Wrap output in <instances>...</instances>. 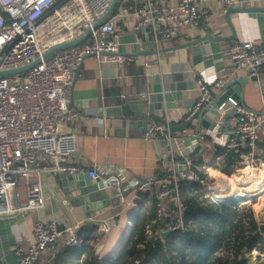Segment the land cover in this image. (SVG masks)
Segmentation results:
<instances>
[{"label":"built area","instance_id":"2783aa9c","mask_svg":"<svg viewBox=\"0 0 264 264\" xmlns=\"http://www.w3.org/2000/svg\"><path fill=\"white\" fill-rule=\"evenodd\" d=\"M111 1L0 0V70L19 68L39 58L38 64L22 73L0 77V219L41 211L53 196L45 192V178L59 172H85L91 182H101L103 188L112 189L119 201L125 199L127 188L119 172L84 170L73 161L80 137L63 130L61 124L68 112L75 69L86 56L113 60L119 64L132 60V55L119 53L120 44L115 38L117 21L124 20L130 12L135 15L137 28L150 30L154 49L158 50L161 43L171 39L180 28L202 24L208 10L202 0H177L176 4L168 0H143L138 7L120 5L94 27L95 22L108 11ZM87 30L90 32L80 43L42 58L50 47L73 41L86 34ZM229 57L228 75L245 71L249 76L258 77L264 70V44L256 46L252 41H236L230 47ZM153 64L157 66V62ZM195 81L198 96L189 111L174 117L176 123H186L197 110L210 106L211 90L220 89L225 83L222 79L206 83L202 78H195ZM216 111L220 117L211 130L227 129L229 137L225 151L235 157V171L246 180H254L260 171L259 165L263 164L257 156L256 142L259 128L264 123V114L253 111L232 97L220 103ZM226 119L227 123L223 126ZM169 123L167 116L151 119L144 130L146 138L152 140L165 136L170 143ZM84 124L103 126L104 120L95 117ZM196 136L201 142L206 135L198 131ZM168 152L171 166L168 174L150 182L158 185L155 195L157 205H161V200L172 193L174 202L179 205L180 181L200 184L206 189L203 194L207 191L216 195L223 192L222 182L217 183L219 189L209 191L211 184H204L201 168L195 167L191 158L182 157L180 168H175L178 164L176 153L172 149ZM220 159L219 155H214L211 162ZM211 162L204 166L209 167ZM234 179L237 177L234 176ZM21 180L23 194L19 191ZM136 184L137 181H134L128 188ZM174 226L179 229L184 227L180 213L176 224L164 225L166 231H173ZM103 227V224L99 225L100 229ZM32 231L34 241L14 249L18 264H37L43 251L52 245L63 243L72 248L82 245L79 227L63 223V228L57 230V219L54 217L36 219Z\"/></svg>","mask_w":264,"mask_h":264},{"label":"crops","instance_id":"0c3cea01","mask_svg":"<svg viewBox=\"0 0 264 264\" xmlns=\"http://www.w3.org/2000/svg\"><path fill=\"white\" fill-rule=\"evenodd\" d=\"M142 1L120 0L118 7L130 4L138 7ZM153 1L167 2V0ZM168 1L172 4L177 3V0ZM202 1L208 10L205 21L198 26L189 25L186 28H180L171 39L161 43V48L185 43L193 37L205 35L207 31L211 35H230L231 32L225 18L226 10L229 7L261 6L264 4V0ZM118 7L115 6L114 10ZM134 19V13L130 12L124 20L117 21L115 38L128 42V38L132 34L139 43L140 51H143V54H136L131 61L123 64L92 56L84 57L69 94L71 100L69 103L72 104L70 106L68 104L67 115L61 124L63 130L73 132L80 137L74 152L73 161L75 164L80 165L84 170L92 169L98 173L105 172V170L119 172L124 178L123 185L127 188L125 199L119 201L112 189L103 188L97 190L90 199H85L83 203L77 204L75 208L71 205L69 198L67 199L68 206H65L63 198L54 200L53 195L41 211L24 213L23 216H18L14 224L10 226L11 231L18 239L16 247H24L34 241L32 224L36 219L48 220L53 217H60L62 223L71 221L73 222L72 225L81 226L94 237L96 236L97 240L89 244L95 248L94 254L98 259L117 255L119 246L130 232V216L135 213L137 207H146L150 204L154 186L158 192V185L150 184V182L157 180L159 175L168 172L171 167L168 162L169 149H172L177 156L178 164L175 168H180L179 162L182 161V157L191 158L195 167H201L205 163L211 162L214 155H219L221 159L219 161L213 160L210 167L215 168V164L220 163L228 156L231 158L233 171L228 175L219 171L227 177L235 171V157L225 151L229 137L226 128L218 131L200 128V133L206 135L201 142L194 129L187 128L185 132L184 130L170 131L171 142L168 143L165 136H158L149 140L144 134L145 127L151 119L164 117L162 111L154 110L153 116L147 118L130 117L129 120L130 122L134 121V125L124 128L120 124H114L116 117L107 115L106 110L150 93L152 87L150 75L160 73L169 75L172 72H181L184 73L185 83L190 82V84L181 92L182 100L177 101V107L167 110L164 114L173 124L183 123H176L174 117L178 116V113L189 111L194 104L198 96L195 78H202L207 83L218 79L227 82L232 79L250 77L245 71H235L232 75H228V68L230 67L229 50L232 43L236 41H252L256 46L264 44L256 21L245 13L230 14L229 19L234 26L235 37L221 42L220 54L222 59L216 61L215 58H212L205 63L203 61L193 63L195 58L188 48L148 54L150 50L154 49L150 30L137 28ZM127 42L124 43L125 54L131 53L132 50L131 44ZM153 62H157V66ZM218 91L219 89L211 90L212 99L217 96ZM233 94L236 93L232 91L230 96ZM240 96L243 98L242 100L239 99L241 103L261 115L264 114V70L260 72L257 80H249L244 85L243 93ZM95 117L102 118L104 125L92 127L84 124L86 120ZM259 132L258 141H261L264 137V123L260 126ZM257 151L259 158L261 154L264 155V150L258 149ZM260 160L264 166V160L262 158ZM134 181H137V184L128 188L129 184ZM49 186V182L45 178L43 183L45 192L52 195L54 194L53 189ZM19 191L23 194V182L19 184ZM223 191L225 192V189ZM166 201V199L161 200L162 206H165ZM72 208L75 211L72 214L73 218L67 220L64 213ZM100 224L104 225V230L99 228ZM6 235L2 229L0 231V251L2 253L5 244L9 248L11 247L9 246L10 240ZM99 244L101 249L98 252L97 245ZM63 246H65L63 243L49 246L43 251L40 259L52 258L55 252ZM14 251H12V255H14ZM258 256L263 257L264 253L258 254ZM10 260L13 261L14 259ZM262 260L264 261V258ZM3 261H5L4 258L0 257V264H5Z\"/></svg>","mask_w":264,"mask_h":264},{"label":"trees","instance_id":"16d2710c","mask_svg":"<svg viewBox=\"0 0 264 264\" xmlns=\"http://www.w3.org/2000/svg\"><path fill=\"white\" fill-rule=\"evenodd\" d=\"M118 3L120 0L116 7ZM258 149L264 150V137L257 140ZM260 158L264 160V155ZM215 168L230 174L231 158L225 157ZM167 174L162 173L157 179ZM154 187L150 204L137 207L130 216L128 238L114 258L98 259L95 248L89 244L97 240L96 236L80 226V248L65 245L52 258L40 257L37 264H249L248 257L253 250L264 253V224H258L252 212L241 202L231 200L232 196L226 201L221 192L216 195L221 196L216 198V203H209L200 198L203 194L200 184L180 181L179 205L172 193L164 198L167 203L162 206L157 205ZM179 213L185 231H166L164 225L176 224Z\"/></svg>","mask_w":264,"mask_h":264},{"label":"water","instance_id":"95a60500","mask_svg":"<svg viewBox=\"0 0 264 264\" xmlns=\"http://www.w3.org/2000/svg\"><path fill=\"white\" fill-rule=\"evenodd\" d=\"M118 0H112L111 6L109 7L108 11L100 17L94 24V27L101 24L103 20H105L107 17L111 15L113 12L116 3ZM247 14L248 17L254 19L257 23V28L259 30L260 36L264 40V4L261 6H254V5H247L245 7H239V6H232L229 7L226 10L225 18L227 20V25L230 29L231 34L227 36H221V35H211L208 31L204 30L205 35L203 36H197L193 37L190 40H187V42L170 46L168 48H160L158 50H150V53H161L164 51L172 50V49H189L190 52H192L193 57L195 60L193 63H198L203 61L204 63L208 60H211L212 58H215V60L222 59L220 54V44L221 42H224L226 40H230L233 37H235V29L232 24L231 19H229L230 14ZM148 31L149 29H145ZM90 32V30H87L86 34L79 36L78 38H75L73 41L68 42H62L58 43L49 49H47L43 54L42 58H46L49 55H51L53 52L59 49H63L72 45H75L76 43H80L86 35ZM119 42V53L125 54V45L127 41H123L122 39L117 40ZM131 44V53H127L125 55H132L135 56L136 54H143V51H140V45L136 41L135 36L132 34L128 38V42ZM39 58L35 59L34 61H31L30 64H26L23 66H19V68H13V69H5L0 70V77L4 75H13V74H19L27 69L33 67L34 65L38 64ZM219 62V61H218ZM80 68V64L75 69V75H74V81L78 74ZM184 73L181 72H172L169 75L166 74H153L150 75V80L152 82V87L150 93L141 96L139 99H135L132 101H126L122 105L114 106L113 108H110L106 110L107 115L109 116H115L116 119L114 121V124L118 125L120 124L121 127L126 126H133L134 121L130 122L129 118L136 116V117H151L153 116L154 110L162 111V115L165 117L164 114L167 110L173 109L177 107V101L182 100L181 92L187 88V85L190 84V82L185 83ZM252 79L257 80V76H250L245 77L244 79H232L227 82L219 89L217 96L210 101V106H206L202 109L197 110L186 123H180V124H173L169 123L168 128L169 132L180 130L183 131L187 128L194 129L195 133L199 131L200 128L208 130L212 129L213 125L215 124L216 120L220 117L219 113H217L216 108L217 106L226 101L228 97H232L235 100L243 99L242 96H240L243 93L244 85ZM234 91L232 96H230L231 92ZM241 92V93H240ZM237 94H240L239 96ZM71 102V100H70ZM72 103H69V106ZM227 113L232 114L231 111H227ZM209 123V125H208ZM227 119L223 121V126L226 125ZM223 129V128H222ZM202 144V143H201ZM46 180L49 182V188L53 189V197L54 200L60 198L63 200V204L66 206L68 204L67 199H70L71 205L75 208L77 207V204L83 203V201L86 199H90V197L97 192L99 189H103V185L101 182H91L87 176V173L85 172H78V174H68L65 172H59L58 174L52 176V177H46ZM66 196V197H65ZM68 206V205H67ZM73 207V208H74ZM71 209L70 211L64 213V216L67 220H70L73 218L72 214L75 212L74 209ZM15 217L13 218H4L0 219V231L3 229V232L6 233L9 242V246L3 247V253L0 251V257H3L5 261H3L5 264H18V261L15 257V255H12L13 248H16L17 241L16 236L13 231H11L10 226H12L15 222ZM57 230H61L63 228V223L60 220V217H57ZM73 222L66 221V225L71 226ZM129 235V234H128ZM128 236L124 238L123 242L119 246L118 253L123 249V246L127 240ZM100 244L97 245L98 252L101 249ZM13 249V250H12ZM116 256V255H114ZM112 257V256H111ZM10 259H14L11 261ZM2 262V261H1Z\"/></svg>","mask_w":264,"mask_h":264},{"label":"rangeland","instance_id":"374dc122","mask_svg":"<svg viewBox=\"0 0 264 264\" xmlns=\"http://www.w3.org/2000/svg\"><path fill=\"white\" fill-rule=\"evenodd\" d=\"M259 167H260L259 173H261L262 170L264 171V166L262 168V166L259 165ZM200 168H201L200 173L204 177L203 178L204 184L207 183L208 185L211 184L212 186H215L218 185L216 184L217 182L219 183L222 182L223 184L221 188L222 190L225 189V192H222L223 199L229 201L230 200L229 198L232 196L231 200H235L237 203L241 202V205L244 204L246 208H248V211L252 212L253 217L258 224H264V180L260 184L254 185L256 179L246 180L243 177H241L240 173L236 171L233 172L234 175L231 174L230 176L227 177L223 175L217 168L215 169L214 167H210V166L209 167L201 166ZM234 176H236L237 179H234ZM20 182H22V180ZM201 189L203 191H206L204 187H202ZM207 192L205 194H202L200 198H202V200L203 198L207 199L208 200L207 202L209 203L210 201L216 203L218 201V199L216 198L221 197V196H216V194L213 192H210L209 194ZM202 206H205V204H203ZM174 227L176 228L173 230L179 229L178 226H174ZM181 229L180 232H184L186 227H183ZM222 254L226 255V253H222ZM258 254L260 255L261 253L258 252L257 250H253L250 253L248 257L249 264H261V260L262 258H264V256L260 257L258 256Z\"/></svg>","mask_w":264,"mask_h":264},{"label":"bare ground","instance_id":"6f19581e","mask_svg":"<svg viewBox=\"0 0 264 264\" xmlns=\"http://www.w3.org/2000/svg\"><path fill=\"white\" fill-rule=\"evenodd\" d=\"M262 168H263V166H262ZM256 180H255V182H254V185H257V184H260L263 180H264V171L262 170L261 171V173H258V175H257V177L255 178ZM217 183H219V182H217ZM216 183V184H217ZM219 186H217V185H215V186H209L208 188H209V191L211 190V189H219L218 188ZM208 190V189H207ZM115 256H112L111 258H114Z\"/></svg>","mask_w":264,"mask_h":264}]
</instances>
